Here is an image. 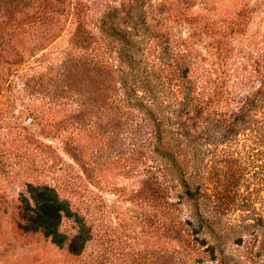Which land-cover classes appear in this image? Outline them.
Instances as JSON below:
<instances>
[{"label": "rangeland", "instance_id": "374dc122", "mask_svg": "<svg viewBox=\"0 0 264 264\" xmlns=\"http://www.w3.org/2000/svg\"><path fill=\"white\" fill-rule=\"evenodd\" d=\"M178 1L0 0V264H264V0ZM112 6L129 32L122 17L141 15L118 48L134 52L130 77L149 82L165 119L181 109L182 79L222 116L253 98L231 130L196 129L180 159L199 184L188 197L151 184L149 165H168L151 151L153 123L103 98L97 26ZM28 185L69 203L60 231L91 229L82 254L17 227ZM190 215L203 219L197 240L179 230Z\"/></svg>", "mask_w": 264, "mask_h": 264}, {"label": "trees", "instance_id": "16d2710c", "mask_svg": "<svg viewBox=\"0 0 264 264\" xmlns=\"http://www.w3.org/2000/svg\"><path fill=\"white\" fill-rule=\"evenodd\" d=\"M179 2L180 0L177 5ZM117 10L115 6L110 7L109 10H104L97 26L107 39L106 46H109L107 58L104 59V56H102L100 59V66L105 74L101 79L103 98L118 110L126 109L130 112H142L153 123L151 136L154 139V147L151 151L168 165L166 168L161 167V163L149 165L147 172H149L151 184L156 185L157 190L166 189L168 191L170 189L169 182L174 185L176 183L181 188L178 192L179 195L188 197L197 189L196 186H199V184L194 181L191 174L186 173V165L182 164L180 159H183L182 152L192 142L196 129L204 122L205 125H208V123H221L227 126L228 130H231L237 121H245L246 116L250 113L251 108L249 106H252L253 98L250 95L243 94L241 98L244 102L234 111L230 109L229 114L225 113V116H222L214 107L205 104L201 94L196 93L193 79L187 81L182 79L181 86L184 95L180 103L181 109L175 115L174 121H171L170 117L165 119L161 114L162 110L155 99L149 82L134 76L130 77L136 70L137 64L133 56L134 52L130 49L124 50L123 47L118 48V43H124L125 45L128 42V35L132 33V29L140 24L139 18L141 15L125 14L122 17L128 23H131V32H129V30L118 27V23H116L118 19ZM124 51L126 52L123 53ZM184 65L188 66L185 63ZM259 86L264 88V81ZM159 115L162 117H158ZM259 135L260 137H257L255 141L264 145V132L259 133ZM164 168L168 169L170 178L162 174ZM27 194L28 196L22 197L20 201L19 219L16 221L17 227L24 232L40 233L45 239L49 240L58 249L64 250L68 255L78 256L82 254L86 249L87 242L90 240L91 229L86 228L82 221H75L74 233L68 235L60 231L62 219L64 217L71 218L75 215L70 209L69 203L62 199L53 187L47 185L37 187L28 185ZM202 221L201 217L197 218L190 215L180 222L179 230L182 229L189 236H196L197 240L196 234L200 233L204 227ZM201 240L202 245H207L205 239ZM204 251H210V255L214 256L213 247L206 246ZM173 256L167 257L170 258L169 264H183L185 262V256L183 261L179 258L175 261ZM138 260L131 259L132 264H139ZM148 264L155 263L150 259Z\"/></svg>", "mask_w": 264, "mask_h": 264}]
</instances>
